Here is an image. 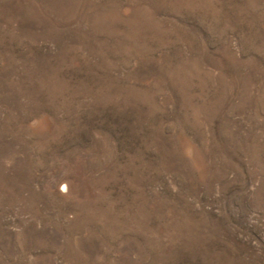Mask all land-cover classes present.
<instances>
[{
  "label": "rangeland",
  "instance_id": "obj_1",
  "mask_svg": "<svg viewBox=\"0 0 264 264\" xmlns=\"http://www.w3.org/2000/svg\"><path fill=\"white\" fill-rule=\"evenodd\" d=\"M0 264H264V0H0Z\"/></svg>",
  "mask_w": 264,
  "mask_h": 264
}]
</instances>
